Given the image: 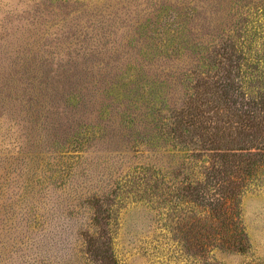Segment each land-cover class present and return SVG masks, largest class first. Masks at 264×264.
Wrapping results in <instances>:
<instances>
[{
    "label": "rangeland",
    "instance_id": "374dc122",
    "mask_svg": "<svg viewBox=\"0 0 264 264\" xmlns=\"http://www.w3.org/2000/svg\"><path fill=\"white\" fill-rule=\"evenodd\" d=\"M115 263L264 264V0H0V264Z\"/></svg>",
    "mask_w": 264,
    "mask_h": 264
},
{
    "label": "trees",
    "instance_id": "16d2710c",
    "mask_svg": "<svg viewBox=\"0 0 264 264\" xmlns=\"http://www.w3.org/2000/svg\"><path fill=\"white\" fill-rule=\"evenodd\" d=\"M240 249H242V246H241V248ZM116 264V263H115Z\"/></svg>",
    "mask_w": 264,
    "mask_h": 264
}]
</instances>
